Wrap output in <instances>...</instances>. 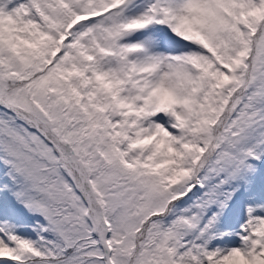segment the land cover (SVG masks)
Returning <instances> with one entry per match:
<instances>
[{
    "label": "snow or ice",
    "instance_id": "obj_1",
    "mask_svg": "<svg viewBox=\"0 0 264 264\" xmlns=\"http://www.w3.org/2000/svg\"><path fill=\"white\" fill-rule=\"evenodd\" d=\"M0 264H264V0H0Z\"/></svg>",
    "mask_w": 264,
    "mask_h": 264
}]
</instances>
